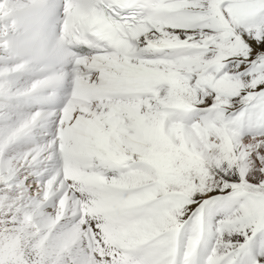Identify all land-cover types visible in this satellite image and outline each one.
<instances>
[{"label": "snow or ice", "instance_id": "snow-or-ice-1", "mask_svg": "<svg viewBox=\"0 0 264 264\" xmlns=\"http://www.w3.org/2000/svg\"><path fill=\"white\" fill-rule=\"evenodd\" d=\"M0 264H264V0H0Z\"/></svg>", "mask_w": 264, "mask_h": 264}]
</instances>
